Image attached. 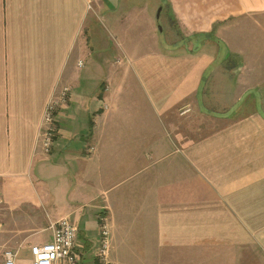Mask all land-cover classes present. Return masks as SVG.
<instances>
[{
	"label": "crops",
	"instance_id": "1",
	"mask_svg": "<svg viewBox=\"0 0 264 264\" xmlns=\"http://www.w3.org/2000/svg\"><path fill=\"white\" fill-rule=\"evenodd\" d=\"M154 1L156 17L0 0V251L16 264L61 218L81 264H264V0Z\"/></svg>",
	"mask_w": 264,
	"mask_h": 264
},
{
	"label": "built area",
	"instance_id": "2",
	"mask_svg": "<svg viewBox=\"0 0 264 264\" xmlns=\"http://www.w3.org/2000/svg\"><path fill=\"white\" fill-rule=\"evenodd\" d=\"M81 66V63L78 62ZM70 90L63 87L57 95H54L49 101L41 115L40 122V143L46 154L50 153L52 141L56 133L57 114L60 107L65 104ZM2 199L0 197V206ZM110 226L102 223L97 245V252L101 261L105 262L110 251ZM75 225L66 218L58 219L52 226V238L49 242L29 247L31 264H81L77 259L74 248L77 238ZM17 252L4 250L2 264H16Z\"/></svg>",
	"mask_w": 264,
	"mask_h": 264
},
{
	"label": "rangeland",
	"instance_id": "3",
	"mask_svg": "<svg viewBox=\"0 0 264 264\" xmlns=\"http://www.w3.org/2000/svg\"><path fill=\"white\" fill-rule=\"evenodd\" d=\"M113 7H115L114 9H119L121 13H124L125 10L129 11L131 10V8L136 7L137 9L139 8H143V13L148 12V16H157L158 14V10L160 8V6H156L155 5V1L154 0H116L115 5H112ZM106 16H112V15H107ZM113 16H119V12L115 13ZM112 16V17H113ZM143 16V15H142ZM106 20L105 21H100V23L98 21L95 22V28L96 30H98L100 32V36H102V41L106 42L107 41V46L106 48L110 47V44L112 43V36L113 32L109 31L107 26H106ZM110 28V26H109ZM159 28L161 29V25H159ZM111 29V28H110ZM157 29V26H156ZM157 34V33H156ZM158 35V34H157ZM90 43H92V39L90 40ZM115 58H113V62H114ZM117 60V59H116ZM115 62H118L116 61ZM51 150V149H50ZM3 251H0V264H2L1 261H3Z\"/></svg>",
	"mask_w": 264,
	"mask_h": 264
}]
</instances>
